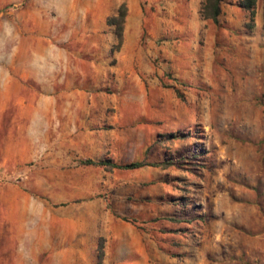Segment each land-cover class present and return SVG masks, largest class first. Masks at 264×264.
Instances as JSON below:
<instances>
[{
    "label": "rangeland",
    "instance_id": "1",
    "mask_svg": "<svg viewBox=\"0 0 264 264\" xmlns=\"http://www.w3.org/2000/svg\"><path fill=\"white\" fill-rule=\"evenodd\" d=\"M204 1L0 0V264H264V0Z\"/></svg>",
    "mask_w": 264,
    "mask_h": 264
},
{
    "label": "trees",
    "instance_id": "2",
    "mask_svg": "<svg viewBox=\"0 0 264 264\" xmlns=\"http://www.w3.org/2000/svg\"><path fill=\"white\" fill-rule=\"evenodd\" d=\"M222 1L223 0H205L202 5V10H201L203 18L211 20L214 23H216L221 13ZM255 5H256V0H240L239 1V7L249 12L251 22L253 21L254 14H255ZM124 17H125V8L124 6H121L118 10V14L110 18L109 20V23L115 26V31H116L117 38L119 39V43L121 41V36H122ZM263 17H264V9H263ZM85 163L86 164H98L101 166H111L117 169H137V168L149 165L145 161L132 162L126 165L114 164L111 162V160L99 161V162H93L92 160H88Z\"/></svg>",
    "mask_w": 264,
    "mask_h": 264
},
{
    "label": "crops",
    "instance_id": "3",
    "mask_svg": "<svg viewBox=\"0 0 264 264\" xmlns=\"http://www.w3.org/2000/svg\"><path fill=\"white\" fill-rule=\"evenodd\" d=\"M99 161V160H98ZM119 165V164H118Z\"/></svg>",
    "mask_w": 264,
    "mask_h": 264
}]
</instances>
